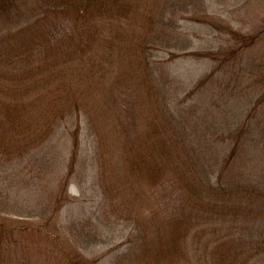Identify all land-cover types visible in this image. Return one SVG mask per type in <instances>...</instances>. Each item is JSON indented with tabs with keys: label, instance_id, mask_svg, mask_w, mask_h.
Wrapping results in <instances>:
<instances>
[{
	"label": "trees",
	"instance_id": "trees-1",
	"mask_svg": "<svg viewBox=\"0 0 264 264\" xmlns=\"http://www.w3.org/2000/svg\"><path fill=\"white\" fill-rule=\"evenodd\" d=\"M174 2L35 0L30 12L35 23L48 17L65 18L74 25V30L66 34L82 29L84 38L65 42V45L58 43L50 55L47 53L36 66L23 72L0 69V161L12 162L27 156L67 117L83 116L88 134L96 140L94 148L100 167L98 184L104 197V212L132 224L134 237L127 247V264L209 263L207 244L195 258L186 252L188 229L182 220L173 216L156 222L152 206L139 198L143 185L162 182H170L176 190L182 186L197 193L191 174H187L197 167L189 149L193 145L187 141L185 128L176 121L178 117L170 106L169 95L160 85L154 62L149 57L150 43L161 39V27L166 26L162 22L166 7ZM26 3L27 0H0V12L13 7L20 9ZM191 19L217 30L222 28L220 32L227 35L226 44L216 49L184 52L183 55L212 62L211 70L198 81L193 92H198L199 96L202 92L201 98L207 99L210 108L212 100L213 105L219 107L213 121L219 120L221 115L232 116L234 121L238 116L242 119L240 125L229 131L232 143L222 163V168L231 166L239 170L234 178L239 175L241 178L233 181L234 189L232 186L227 189L219 180L214 184L220 190L227 189L238 201L255 194V210L264 212V144H259L255 138L261 133L258 138L264 139V128L256 127L264 120V58L245 55L264 37V27L243 32L228 23L212 21L208 16ZM28 23L25 27L6 30L0 34V40L19 34ZM125 86L127 89L119 91L125 94L113 92ZM115 97L122 102L116 105L107 102ZM122 108L128 111L125 118ZM255 119L259 121L256 125ZM132 125L140 128L132 130ZM101 128L104 133H100ZM76 156L77 143L59 193L51 198L49 209L39 214L50 233L43 234L39 230L38 233L47 239H52V234L61 236V230L58 231L61 226L54 215L74 170ZM206 188L212 189L211 183L207 182ZM38 195V192L33 194L31 200L38 201ZM34 209L33 206L24 212L34 213ZM8 229L7 224L0 221V264L6 249L18 242ZM45 244L47 242L27 244L24 249L34 247L39 255L53 253L62 257L52 255L53 264H84L80 257L64 251L60 241L53 242V249ZM30 262L23 260L16 264H32Z\"/></svg>",
	"mask_w": 264,
	"mask_h": 264
},
{
	"label": "rangeland",
	"instance_id": "rangeland-1",
	"mask_svg": "<svg viewBox=\"0 0 264 264\" xmlns=\"http://www.w3.org/2000/svg\"><path fill=\"white\" fill-rule=\"evenodd\" d=\"M34 2L27 0L20 9L13 7L0 12V34L29 21L27 28L19 34L0 40L1 70L23 72L34 67L47 53L50 55L58 43L65 45V42L84 38L82 29L66 34L74 30V25L65 18L48 17L35 23L34 15H31ZM206 16L243 32L255 31L264 27V0H175L167 5L162 17L166 26L161 27V39L150 43L149 57L154 62L160 85L169 95L170 106L178 117L176 121L185 128L187 141L193 145L189 149L197 167L187 174H191L197 193L182 186L176 190L170 182H162L154 186L143 185L139 198L152 206L156 222L175 216L185 223L188 229L186 252L193 258L199 256L202 246L207 244L208 264H218L217 261L220 264H264V212L255 210L254 193L253 197H243L239 201L233 194H228L227 189H231L233 181L241 175L234 178L239 170L231 166L222 168L232 143L229 131L240 125L242 119L238 116L234 121L232 116L221 115L219 120L213 121L219 107H215L211 99L210 108L207 99L201 98L202 92L201 96L193 92L198 81L211 70L212 62L183 55L186 51L216 49L226 44L227 35L220 32L222 28L218 31L205 22L191 19ZM58 37L63 38L54 41ZM255 44L245 55L264 58V37ZM124 89L126 86L113 92L122 95L125 93L119 91ZM107 102L116 105L122 99ZM127 112L122 108L123 117L128 115ZM257 122L255 119V125ZM132 126V130L140 128ZM256 127L264 128V120ZM101 131L105 132L102 128ZM255 136L259 144H264V139L258 138L261 133ZM76 143L74 170L54 215L61 226L58 231L62 233L57 237L52 234V239H47L38 233V230L43 234L49 232L39 214L49 209L51 198L59 193ZM95 143L87 132L83 116H71L27 156L12 162L0 161V221L7 224L10 236L14 234L18 240L6 249L1 264H16L23 260L32 264H53V253L39 255L34 247L28 250L24 246L47 242L45 247L53 249L56 241L62 243L64 251L80 257L84 264H127V247L134 237L132 224L104 212ZM217 180L227 189H218L214 184ZM207 182L211 183L212 189L206 188ZM36 192L40 199L32 201ZM33 206L36 212H24ZM24 229L27 231L22 233Z\"/></svg>",
	"mask_w": 264,
	"mask_h": 264
}]
</instances>
